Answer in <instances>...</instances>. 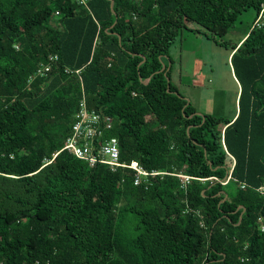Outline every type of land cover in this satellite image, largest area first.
I'll return each mask as SVG.
<instances>
[{"label": "trees", "instance_id": "trees-1", "mask_svg": "<svg viewBox=\"0 0 264 264\" xmlns=\"http://www.w3.org/2000/svg\"><path fill=\"white\" fill-rule=\"evenodd\" d=\"M113 1L0 0V264H264V27L232 47L231 117L181 96L169 52L191 25L227 47L264 0ZM82 101L171 174L62 149Z\"/></svg>", "mask_w": 264, "mask_h": 264}, {"label": "rangeland", "instance_id": "rangeland-1", "mask_svg": "<svg viewBox=\"0 0 264 264\" xmlns=\"http://www.w3.org/2000/svg\"><path fill=\"white\" fill-rule=\"evenodd\" d=\"M254 9L243 12L229 33L222 39L227 47L197 30L185 29L169 50L173 58V83L181 96L192 102L199 113L234 116L238 109L240 83L231 63L232 47L246 39L255 17ZM252 25V27H251ZM168 63H171L166 59ZM172 64V63H171ZM178 174V173H177Z\"/></svg>", "mask_w": 264, "mask_h": 264}, {"label": "built area", "instance_id": "built-area-1", "mask_svg": "<svg viewBox=\"0 0 264 264\" xmlns=\"http://www.w3.org/2000/svg\"><path fill=\"white\" fill-rule=\"evenodd\" d=\"M253 25L257 28L264 27V5H262ZM48 69V66L39 67L37 74H44ZM113 121L111 116H105L89 109L86 102L82 101L72 124L71 132L62 149H67L78 158L86 160L91 167L104 164L113 170H117L119 167L132 168L135 170L134 183L136 185L144 183L146 188H148L152 177L170 173L155 169L148 170L136 160L131 163L123 161L119 138L116 136L106 137L108 131L113 127ZM58 153L59 151L55 155ZM176 175L180 176L183 182H188L191 179V176L183 173Z\"/></svg>", "mask_w": 264, "mask_h": 264}, {"label": "water", "instance_id": "water-1", "mask_svg": "<svg viewBox=\"0 0 264 264\" xmlns=\"http://www.w3.org/2000/svg\"><path fill=\"white\" fill-rule=\"evenodd\" d=\"M111 4H112V8H113V6H114V1L113 0H112V3ZM170 66H171V63H169L168 66H166L165 64H163V67H162L161 71H165L166 69L168 70L170 68ZM165 74L167 75V71H165ZM167 79H168V82H170V78L168 77ZM168 85H169V83H168ZM187 101L189 102V100H187Z\"/></svg>", "mask_w": 264, "mask_h": 264}]
</instances>
